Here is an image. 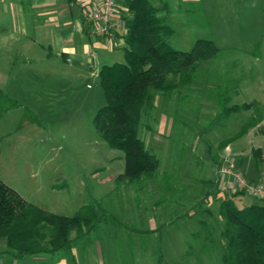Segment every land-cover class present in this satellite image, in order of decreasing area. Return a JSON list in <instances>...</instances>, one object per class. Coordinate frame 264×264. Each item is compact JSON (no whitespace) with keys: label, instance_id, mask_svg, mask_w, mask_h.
Returning a JSON list of instances; mask_svg holds the SVG:
<instances>
[{"label":"rangeland","instance_id":"obj_1","mask_svg":"<svg viewBox=\"0 0 264 264\" xmlns=\"http://www.w3.org/2000/svg\"><path fill=\"white\" fill-rule=\"evenodd\" d=\"M167 20L175 49L209 39L220 54L199 66L191 84L154 95L138 134L160 170L139 183H116L122 152L93 126L105 104L96 70L86 71L83 62L72 72L70 58L46 60L36 52V65L10 70L0 50V89L16 100L0 108V179L50 213L73 216L90 203L108 212L73 249L79 264H222L219 204L233 192L222 188L221 170L234 163L250 181L264 180V121L219 147L255 108L215 120L221 86L229 87L232 103L255 101L264 109V0H176ZM122 52L100 48L91 55L99 71L103 63L122 62ZM234 201L240 208L260 200L246 193ZM61 254L59 264H73ZM5 258L2 264L27 263Z\"/></svg>","mask_w":264,"mask_h":264},{"label":"trees","instance_id":"obj_2","mask_svg":"<svg viewBox=\"0 0 264 264\" xmlns=\"http://www.w3.org/2000/svg\"><path fill=\"white\" fill-rule=\"evenodd\" d=\"M123 3L128 13L122 35L124 61L103 64L99 69L105 104L97 109L92 121L108 147L122 152L124 169L116 177V183H139L156 176L160 170L159 159L138 134L142 116L153 108L154 95L194 82L199 66L217 58L220 49L209 39L195 40L186 51L175 49L167 39L173 29L158 14L166 8V3L164 7L155 6L150 0ZM229 93V87L222 86L216 92L215 120L255 109L235 134L220 142L222 149L264 120V109L259 104L232 103ZM10 100L16 102L0 89V108L4 107L3 103L9 105ZM253 154L260 158L261 150L256 148ZM231 191L232 196L219 204L223 220L222 264H264V204L254 202L239 208L234 197L247 192ZM107 213L98 203L83 205L73 216L50 213L26 202L0 179V238L6 241V248L0 253L21 259L64 251L70 254L73 264H79L73 249L106 219ZM72 230L74 237L70 235Z\"/></svg>","mask_w":264,"mask_h":264},{"label":"crops","instance_id":"obj_3","mask_svg":"<svg viewBox=\"0 0 264 264\" xmlns=\"http://www.w3.org/2000/svg\"><path fill=\"white\" fill-rule=\"evenodd\" d=\"M93 1L94 0H0V50L9 60V69L11 70L14 66L17 67L18 70H27L31 66L36 65L37 63H35L36 61L34 58L36 52L42 54L43 58L46 60H49L53 56H57L61 60L70 58V62L73 60V65L70 69L72 72H80L79 65H84L83 62H85L86 66L83 69L92 72L96 70L98 73V67L94 60L95 56L94 54L92 56L91 53L100 48L109 49L111 51L120 48L123 49L124 41L122 35L126 30L124 17H126L128 13L123 3L124 0H119V14L115 23L112 25V37L97 38L91 32L90 23L83 17L84 10L91 7ZM157 1L161 2V5L154 4ZM175 1L176 0H151V3L159 7H164V4H167L166 8L162 10L163 14L161 17L168 23L167 16L171 12L172 7H174ZM174 34H176L175 30H173V34L169 37ZM169 37L167 39L170 40ZM122 56L124 59L123 52ZM85 57L87 58L86 61H84ZM15 59L17 61H14ZM113 62L115 61L106 62V64H111ZM240 138L230 142L226 147ZM255 178H257V176H255ZM262 178H264V175ZM259 181L264 180L257 178L255 182ZM241 197H243V195H238L234 197V199H239ZM252 203L253 202H250L246 204V206ZM255 203L264 204L262 201H255ZM78 243L76 246H78ZM5 248L6 241L0 238V251ZM73 254L76 257L74 250ZM5 257L9 259L10 256L0 253V264L3 263L2 260L6 261ZM65 257V254L59 256V252H57L55 254L29 256V258L25 256L16 260L23 261L25 259V262L27 261V263L22 264H59ZM7 261V264H11V259Z\"/></svg>","mask_w":264,"mask_h":264},{"label":"built area","instance_id":"obj_4","mask_svg":"<svg viewBox=\"0 0 264 264\" xmlns=\"http://www.w3.org/2000/svg\"><path fill=\"white\" fill-rule=\"evenodd\" d=\"M119 8V0H94L91 7L84 10L83 16L90 23L91 32L95 37L108 38L113 34L112 25L118 17ZM221 173L222 188L245 190L254 198L264 202V181H250L234 163L222 168Z\"/></svg>","mask_w":264,"mask_h":264}]
</instances>
